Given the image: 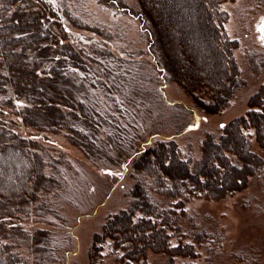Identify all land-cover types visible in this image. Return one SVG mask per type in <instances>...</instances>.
Listing matches in <instances>:
<instances>
[{"label": "trees", "instance_id": "trees-1", "mask_svg": "<svg viewBox=\"0 0 264 264\" xmlns=\"http://www.w3.org/2000/svg\"><path fill=\"white\" fill-rule=\"evenodd\" d=\"M225 1L163 0L162 7L184 28L183 44L178 27L170 30L168 38L157 26L161 19L157 9L147 0L140 3L141 18L151 25L172 79L181 80L179 63L193 71L196 54L200 61L194 65L208 64V69L199 70L201 74L182 79L183 87L199 100L197 92H205L208 101L202 100L199 106L205 113L226 107L239 83L233 56L236 41L222 26ZM0 5V264H29L21 248L34 246L37 253L46 255L48 232H30L18 221L44 204L61 180L47 172L44 144L18 126L34 132H65L87 154L108 156L111 135L101 133L113 124L103 115L96 86L109 87L102 77H109L108 64L115 58L93 35L84 38L73 33V28L98 33L99 27L74 16L59 0H0ZM178 47L188 49L182 58ZM28 54L31 61L26 64L23 58ZM249 106L247 115L224 125L218 136L206 135L200 158L183 157L174 140L157 141L137 155L136 172L144 171L152 178L154 191L174 201L160 207L150 198L145 182L136 181L132 202L104 225L118 235L122 258L137 262L148 250L165 255L168 264H186L177 263V257H196L193 244L170 243V230L186 213L184 199L220 198L229 188H241L257 167L264 166L253 144L264 152V84ZM250 128L252 134L247 132ZM37 258L34 264H45V256Z\"/></svg>", "mask_w": 264, "mask_h": 264}, {"label": "rangeland", "instance_id": "rangeland-1", "mask_svg": "<svg viewBox=\"0 0 264 264\" xmlns=\"http://www.w3.org/2000/svg\"><path fill=\"white\" fill-rule=\"evenodd\" d=\"M147 1L161 16L157 26L165 30L168 38L170 30L178 27L177 36L183 44L184 28L168 15L167 8L162 7L163 0ZM59 3L80 20L100 28L98 33L73 28V33L84 38L93 35L115 58L108 64L109 77H102L109 87L96 86L103 115L113 124L101 135L110 134L111 144L106 147L108 156H93L65 132H34L18 126L44 144L47 172L61 180V186L47 194L44 204H38L18 221L30 232L47 230L50 241L46 255L37 253L34 246L24 245L21 251L29 264L39 262L40 256H45V264H168L165 255L152 250L137 262L122 258L118 235L104 225L129 206L138 180L145 182L150 198L160 207L174 201L155 192L150 185L152 178L134 169V160L141 151L157 141L174 140L183 157L200 158L206 135L218 136L221 125L247 115L251 97L264 84V0H226L222 4L226 11L222 26L236 41L233 56L239 83L226 107L207 113L199 108L202 100L208 101L205 92H197L199 100L183 87L182 79L194 72L201 74L199 70L208 69V64L201 68L194 65L195 60L200 61L196 54L191 64L193 71L189 73L179 63L181 80L172 79L153 40L151 25L141 18V0ZM178 49L181 58L188 50ZM23 61L28 64L31 56L28 54ZM247 132L252 134L254 130ZM253 144L264 160V152L257 143ZM183 206L186 213L170 230V243L193 244L196 257H177V263L264 264V166L257 167L235 191L229 188L220 198L188 197Z\"/></svg>", "mask_w": 264, "mask_h": 264}, {"label": "water", "instance_id": "water-1", "mask_svg": "<svg viewBox=\"0 0 264 264\" xmlns=\"http://www.w3.org/2000/svg\"><path fill=\"white\" fill-rule=\"evenodd\" d=\"M262 34H263V36H264V23H263V25H262Z\"/></svg>", "mask_w": 264, "mask_h": 264}, {"label": "snow or ice", "instance_id": "snow-or-ice-1", "mask_svg": "<svg viewBox=\"0 0 264 264\" xmlns=\"http://www.w3.org/2000/svg\"><path fill=\"white\" fill-rule=\"evenodd\" d=\"M50 2H51V0H50ZM0 7H3V5H0ZM221 127H224V125H221Z\"/></svg>", "mask_w": 264, "mask_h": 264}]
</instances>
